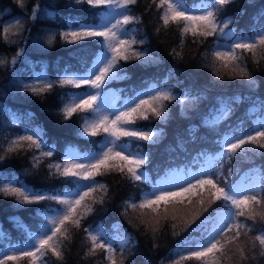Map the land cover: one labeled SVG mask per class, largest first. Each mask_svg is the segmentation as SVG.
<instances>
[{
  "label": "snow or ice",
  "instance_id": "snow-or-ice-1",
  "mask_svg": "<svg viewBox=\"0 0 264 264\" xmlns=\"http://www.w3.org/2000/svg\"><path fill=\"white\" fill-rule=\"evenodd\" d=\"M15 2L23 7L25 0H15ZM72 2L92 6L94 16L101 7L106 11L101 14L100 24L77 22V30L61 33L62 39L68 43L94 42L101 45L104 50L96 54L91 69L82 75L69 76L66 74L63 79L56 82H45L46 78L41 75L37 77L35 84L24 87L26 91L40 95L50 91L54 84L76 87L86 85L89 91L82 95H71L61 112L64 119L71 118L77 112L86 113L87 115L81 117L83 124L77 134L82 137H95L103 133L104 140L98 146V150L91 153H81L70 146L64 153L63 163L48 165L49 169L53 170L52 175L62 178V183H67L70 186L75 185L76 190L73 192L61 191L53 194L24 185L16 187L13 183L0 187V193L13 196L18 206H40L37 214L45 219V224L39 234H30L31 239L27 247L32 250L21 249L12 254L0 253L3 257L0 259V264L19 261L25 257L31 258L30 264H36V261L49 251L56 257H61V252L57 250L56 245L60 242L59 237L65 236L67 233L64 226L70 223L79 229L84 217L75 218L80 215L77 209L84 206L86 212H91L92 209L85 204L86 198L96 192L97 186L101 189L106 188V186L98 184L96 180L98 175L115 170L123 173L133 182L149 180L142 171V166L147 158L146 154L130 151L127 143H118L120 138L127 137L155 143L160 133L154 130H138L136 121H148L150 117L155 119L166 117V102L176 101L183 105L189 99L187 95L181 99L173 95L170 90L150 84L146 90L135 92L125 101L121 109H116L114 106L101 108L102 100L100 103L97 102L102 95L100 91L102 86L113 79L124 78L118 75L121 71V61L142 60L147 65L153 62V58L149 56L148 52L133 47L136 44H143L144 41H137L133 35L135 30L129 31V28L126 27L139 23L138 17L128 14L131 11L129 6L135 5L137 0H70V3ZM230 2L231 0H200V3L189 8L185 4V0H152L160 13L159 19L164 27L170 23L174 24L180 28L182 37L190 34L194 40L198 39L201 43L208 37L216 38L213 45L215 50L211 52V62L208 66L213 68L217 76H221V69H230L228 75L247 78L251 84H254L251 74L236 64V61L241 58L238 53L250 52L255 55L258 48L264 50V29L251 36L244 34L237 36L233 30L229 29L232 19L219 20L217 16V11L223 10V6ZM38 8L37 4L31 13V19H36V9ZM116 12L119 14L113 15L112 19H105L109 13ZM49 15L52 14L49 13ZM117 16L120 18L117 19ZM18 27L22 28V25L19 20H16L13 24L0 28V39L7 41L10 30ZM69 27L71 28V23H69ZM221 38L232 39L234 42L224 45L220 43ZM53 39L54 37L49 39L48 44H51ZM181 44H183V40ZM20 51L22 52L23 49ZM173 52L175 53V49ZM19 54L17 53V55ZM175 54L179 55V53ZM205 55L207 57L208 54ZM15 61L16 57H13L12 63L14 64ZM3 63L5 61L0 60V64ZM233 65L235 66L233 67ZM230 111V105L225 102L221 105L219 114L205 119L204 123L214 127L220 120L225 119ZM252 111H255V108ZM106 112L111 115V118L110 115L105 114ZM42 141V131L39 128L34 129L31 135L18 136L11 141L7 153L17 151L18 148L23 147L22 142H28V147L34 145L36 149L41 150L42 156L51 157L55 150L54 146H49V150L44 152L43 148L47 145ZM93 143L96 142L93 141ZM219 143L221 151L218 159H231L238 151L264 149V118L257 121V127L254 130L248 133L241 132L236 136H225ZM4 159V156H0V160ZM33 160V167H38L40 157L34 156ZM171 178L178 182L168 183L165 181L163 186H153L152 191L145 193L138 204L131 201L126 202L125 213L129 208L150 210L156 213L162 203L165 206L176 205L187 200L191 204L193 197L198 198V203L202 207L207 202L208 207L203 208L207 212L208 208L219 202V207L228 209L226 216L218 213V217H224L222 220H217L211 215L202 219L198 227H204L206 232L208 224L216 223L217 226L208 232L207 239L202 244L194 250H190L187 256L180 257V260L195 258L204 261V264H218L217 254H224L229 245L240 240L241 235L246 236L248 232L254 230L258 220L254 206L264 205V174L260 175L259 180L245 174L236 183H230L224 172L216 169L212 164L207 170H201L190 177L185 178L173 174ZM43 201H53L57 207L52 209L50 205H41ZM103 202V199L99 201L101 204ZM164 211L167 212V207ZM48 212H54V214L48 215ZM241 217L245 218L244 223H241ZM249 220L252 221L251 225L247 223ZM259 222L264 225V212L259 213ZM241 229L245 231L242 233ZM83 232L91 242L90 253L94 254L98 249L104 250L109 264H117L116 248L113 247V244H117L122 253L125 241L118 242L116 238L109 240L108 234L103 231L101 226L92 229L85 227ZM230 233H232L231 236H229ZM256 241L264 246V234L252 238L253 245ZM239 251L243 256L244 250L241 248ZM180 260L175 261V264H180Z\"/></svg>",
  "mask_w": 264,
  "mask_h": 264
},
{
  "label": "trees",
  "instance_id": "trees-1",
  "mask_svg": "<svg viewBox=\"0 0 264 264\" xmlns=\"http://www.w3.org/2000/svg\"><path fill=\"white\" fill-rule=\"evenodd\" d=\"M59 0H25L23 7L19 6L15 0H0V12L8 8L9 12L14 11V14H22L24 17L20 20L22 28H12L8 34L7 41L0 39V56L5 54V65L7 68V79H0V100L4 99V103L0 104V156H4V160H0V166H6V164H14L21 166L33 180H41L45 188L52 189L55 187L63 188L61 181L62 178L52 175L53 170L49 169V164H55L58 161L61 163L62 150L66 144H74L80 147L96 145L98 139L96 137H83L78 140L77 133L80 130V119L83 113L77 112L69 119H64L61 109L65 106V102H62L63 86L54 84V87L43 94L36 95L30 91H26L25 87H20L15 83V77H10L11 62L9 60L10 54L15 53L16 46L23 43L26 53L34 54L37 50H44L48 52H55L59 55H70L80 52L79 44L65 42L61 36L53 34V26L49 22L35 20L29 16V10L32 6L39 5V8L43 5L52 4L57 10L61 6L57 3ZM246 0H231L230 3L223 6L231 11H243L245 14L252 16L257 15V10L246 6L244 3ZM70 3V0H67ZM68 6L76 7L77 9L87 12V7H91L86 4L70 3ZM133 6V14L139 18V22L143 24V27L147 30V36L145 41L149 48L154 51L155 54L161 53L167 57L176 59L181 65L188 69L195 78L200 82L206 84L204 89L208 95H211L217 90L218 87H222L223 84H246L249 83L247 78H242L235 75H228L227 72H222L221 76H217L213 68L208 65L211 62V52L209 47L210 38L204 42H199L189 34L182 37L180 35V28L174 24H169L164 27L162 21H160V13L156 9V6L152 3V0H137V3ZM86 7V8H85ZM246 9V11H245ZM8 12V13H9ZM5 27L0 21V28ZM52 43L48 44V40L53 38ZM25 39V42L22 39ZM183 40V44L181 41ZM175 53H179L176 55ZM205 54H208L207 57ZM242 55V61L240 67H244L252 76L253 80L264 85V50L257 49L256 56L250 52L238 53ZM82 57V55H80ZM57 59L54 60L57 63ZM4 64H0L1 69ZM134 65L129 60L126 64H121V68L130 69ZM74 89L70 90V93ZM31 104L30 106L35 112L36 116H28L24 118L25 121L35 120L39 122L47 132L49 140L55 143V151L51 157H44L34 147H28V142L23 143L22 148H18L17 151L7 153L9 147L6 144L5 133L9 127H14L16 124L10 119L8 115H5L3 111L6 106L12 107L16 112L22 113L27 107V104L23 103L19 99ZM215 105L220 103V100L214 101ZM167 113L166 117L156 119L158 123L154 126L162 128L157 140L163 143L166 147L165 150L168 153H172V147L169 144L173 143V140L183 141L184 135L182 132H190L199 139L209 138L205 133L206 124L200 120H192L184 118V114L191 109L190 105L180 108L176 101L166 102ZM232 112V107L230 106ZM249 118L248 107L246 104H242L238 110H235L231 116L222 122L218 127L220 130H229L239 126L240 124H246ZM143 125H148L142 120ZM176 124L181 133L176 132L171 138L170 135L165 133L171 125ZM218 126V124L216 125ZM82 137V136H79ZM93 141L96 143L94 144ZM131 144L134 148L141 149L143 147H149L146 142L138 143L135 140H131ZM203 145H200L202 147ZM247 147V146H246ZM177 157L183 156L175 154ZM40 157V163L38 167H33V157ZM147 164L151 163L150 158H146ZM251 163H260L264 172V149H255L245 152L238 151L235 155L228 160L225 166L224 175L229 180L235 177L240 168ZM156 170H161L162 166L152 165ZM259 169V168H258ZM260 171V169H259ZM153 176V174H151ZM104 180L106 186L105 189L97 190L90 198L86 200V205L92 209L91 212H86L85 208L80 216L84 218L81 220V227L79 229L73 227L70 223L64 227L67 229L65 236H60L62 244L59 251L61 257H56L50 251L45 253V259L47 264H109V261L104 257V250L98 249L94 254L89 252L91 242L88 240L86 234L83 232L84 222L93 217L96 220L110 219L109 214L116 213L117 217L128 227H133L139 240L129 250H123V252H116L117 263L124 264H175L170 258H166L164 253L168 246L178 243L182 238L194 236L199 232L198 225L200 221L207 215L213 212L214 206L208 208L205 212L203 208L194 210L192 212L184 211L175 215H158L150 210H141L137 208L132 213L131 208L125 213V207L127 197L133 193H138L139 188L137 184H144L145 181H131L123 173L119 171H109L100 175ZM103 199V203L99 201ZM41 205H50L49 202L43 201ZM36 205H20L18 206L16 199L13 196L0 193V211L17 210L21 211L25 208H31ZM51 206V205H50ZM208 207L207 203L204 208ZM254 210L257 213L258 220L254 230L264 225L259 222V213L264 212V205L254 206ZM31 212V211H30ZM151 212V214H146ZM81 213V212H80ZM164 214V213H162ZM80 216L77 218L79 219ZM241 223L245 222V218L241 217ZM249 225L252 221H247ZM254 230L248 232L247 235H241L245 238L247 250L241 246L244 250L243 256L236 254L234 262L232 264H264V246H261L258 241L255 245L252 243V238L255 237ZM245 230L241 229L243 233ZM232 233L229 234L231 236ZM180 260V258L178 259ZM31 258H22L19 261H9L8 264H30ZM204 261L196 260H180V264H204Z\"/></svg>",
  "mask_w": 264,
  "mask_h": 264
},
{
  "label": "rangeland",
  "instance_id": "rangeland-1",
  "mask_svg": "<svg viewBox=\"0 0 264 264\" xmlns=\"http://www.w3.org/2000/svg\"><path fill=\"white\" fill-rule=\"evenodd\" d=\"M117 11H120L119 9H117ZM119 12H116V13H109V15L105 18L106 20H110L113 18V15H118ZM117 19H119L120 17H116ZM16 20H20V18H16ZM115 22V21H113ZM100 22L98 23H95V24H100ZM86 24V23H85ZM73 30H77L76 29V26L73 27ZM261 31V30H260ZM259 31H257L256 33H258ZM237 36H240V34H236ZM246 36H251L253 34H245ZM234 41L232 39H222L220 41L221 44H230V43H233ZM104 49H101L100 52H102ZM99 52V53H100ZM252 54V53H251ZM253 55V54H252ZM257 54H255L254 56H256ZM95 60V59H94ZM236 64H237V61H236ZM235 65H233L234 67ZM92 67V64L91 66L86 70L88 71L89 69H91ZM241 68H244V67H241ZM85 71V72H86ZM222 72H229L230 69H221ZM84 73V72H83ZM83 73H80V74H76V75H82ZM43 76L46 78V81L45 82H49V76L47 75V73L43 70H39V71H35L32 75L31 78L28 79V82L32 85V84H35L36 83V79L38 76ZM71 75H74V74H71ZM70 75V76H71ZM146 90L145 88H142L140 90H138L137 92H141V91H144ZM86 91H89V89L87 88L85 91L77 94V95H82L84 92ZM101 98L100 100H98L97 103H100L101 101V108L103 107H111V106H114L116 109H121L123 106H124V103L126 100H128L129 98H125L122 102L118 103V100H117V91L114 89V88H109V89H102L101 88ZM105 114H108L110 115L109 113H105ZM110 118H111V115H110ZM259 119L256 120V122L254 123L252 130H254L256 127H257V121ZM36 129V128H34ZM33 128H25L23 130V133L22 135H31L33 133ZM248 131V132H250ZM248 132H244V133H248ZM241 132L239 133H235V134H230L228 136H236V135H239ZM43 143V142H42ZM118 143H124V142H121L120 140L118 141ZM80 151L81 153H91V152H95V151H90V152H84V151H81V150H78ZM97 151V150H96ZM217 155V153H206L204 155V160L202 162H200L198 165L196 166H191V165H188V166H175L171 169H168L165 174H163L162 176H160L156 181L155 183L153 184V186L155 185H160V186H163L164 185V182L167 181L168 183H174V182H178L176 181L174 178H171V176L173 174H176V175H179V176H182V177H190L194 174H197L199 173L201 170H207L210 166H211V163L213 162L214 160V157ZM246 174H249L253 177V179H256L258 180V174L257 173H246ZM244 175L240 176L237 181H239L242 177H244ZM236 181V182H237ZM235 182V183H236ZM9 183H13L16 187H20L21 184L17 183L15 180H11V181H8L7 184ZM153 186L145 191L143 193V195L145 193H149L152 191V188ZM76 190V187L73 188L72 190H70L69 192H73ZM143 197V196H142ZM200 207H202L199 203H198V198L197 197H193L192 198V203L189 204L187 200H185L183 203L181 204H176V205H173L171 204L169 206V208L167 209V212H165L164 214H161V215H165V216H169V215H175V214H180L184 211H189V212H192L194 210H197L199 209ZM228 211H225V210H221V211H218L213 217L216 218L217 220H222L224 217L223 216H220L218 217L217 214L220 213V214H224V216H226ZM54 212L50 215H53ZM146 214H151V212H147ZM97 226H100V225H97ZM97 226H91L90 229L92 228H95ZM217 226L216 223H212V224H208L206 227H207V232L205 231L204 233V236L196 241L195 243L193 244H184V245H181L179 247V251L180 252H187V251H190V250H194L198 245L202 244L206 239H207V235H208V232H211L213 228H215ZM102 227V226H101ZM103 228V227H102ZM43 229V227L36 233H34L33 235L35 234H39V232ZM103 231L105 233L108 234V238L109 240L113 239V238H116L117 241H127L128 240V234L126 232H124L123 230L121 229H114L112 230L111 232H107L104 228H103ZM30 241V240H29ZM29 241L23 245H12L10 246L6 252L8 253H13V252H18L19 250L21 249H24V250H29L31 251L32 249L31 248H28L27 245L29 244ZM106 243L108 241H105ZM241 246L245 249V252L247 250V246H246V243H245V238L244 237H240V240L235 243V244H232V245H229L224 254H217L216 255V260L218 261V264H232L234 262V258H235V255L236 254H241V252L239 251V249H241ZM113 247H115V244H113ZM39 255V254H38Z\"/></svg>",
  "mask_w": 264,
  "mask_h": 264
}]
</instances>
